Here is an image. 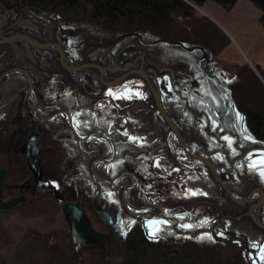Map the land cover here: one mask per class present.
<instances>
[{"label": "rangeland", "instance_id": "1", "mask_svg": "<svg viewBox=\"0 0 264 264\" xmlns=\"http://www.w3.org/2000/svg\"><path fill=\"white\" fill-rule=\"evenodd\" d=\"M194 8L197 14L211 19L229 38V42L217 55L204 56L207 61L205 70L199 69L193 50L185 51L180 45L147 37L128 36L115 40L117 36L112 35L107 38L104 31L94 25H73L61 22H55V25L44 22L45 19L43 18L47 15L40 19L27 18L23 14L19 16L17 5L14 4L0 6V21H2V26L8 25L7 20H12L8 16H11V13H16L18 21L11 23L9 20V25L12 24L9 26L10 29L24 31L36 37H48L50 31L57 29V25H59L64 34L62 44L68 52V57L73 61L85 58L84 62L96 60L99 61L98 63L105 64L106 62L113 66H121L127 62L125 58H134L137 54L143 55L144 65L164 72L160 79L161 83L164 84L160 87L165 91L163 98L166 99L165 105L169 114L177 119V123L185 133L187 140L191 142L190 145L193 148L200 147L203 153L215 161L222 180L227 184L229 183L230 190L239 197L242 196L243 189L245 191L243 184L245 181H251L254 187L260 185L264 189L263 185L255 181L257 178H253L260 174V170L254 171L249 167L252 161L258 162L264 157V148H260L262 149L260 150L259 148L244 149L241 147V140L244 139L245 133L241 129L242 127L240 128L241 123L236 120V117L230 121V125L226 123L227 112L225 108L229 102L224 98L225 91L223 89L224 82H228L238 72L246 68H249L264 84V28L259 22L260 11L249 0H236L232 8L228 10L211 0H207L200 6H194ZM5 44H11V42ZM18 44L20 45L18 56H20L21 64L35 66L36 69L39 67L48 69L58 67L54 59L41 58L42 51L38 48H35L36 52H39V58H36L33 49L25 42L19 41ZM186 49L190 50L187 47ZM34 60L36 61L35 64ZM137 62L133 67L137 66ZM49 63H52L51 66ZM109 73H111V79L106 80L111 81L121 72ZM167 73L172 75L174 83L175 81L178 84L182 81H190V87L184 88L182 92L186 93V98L189 96L190 100L196 97L195 107L197 109L193 112H190L192 110L190 107H183L175 99L174 91L172 90L171 93V85L168 88ZM84 74L91 77L97 75L96 72L90 70ZM131 75L133 74L127 75L116 84ZM132 80H134L133 85L125 82L127 83V85H123L126 87L125 91L118 93L120 95L126 94V98L115 97L114 101L118 104L111 105V109L117 110L111 116V125L123 128L125 133H130L127 135V144L129 143L133 156L136 158L132 160L130 176H125L122 179L138 193L137 196L134 194V204L144 206V204L158 205L164 202L169 207L171 203H167V201L170 200L169 202H171L172 197H174V199L184 202L187 205L186 210L195 213L196 219L200 217L195 223L198 229L200 222L203 221H207V223H201L202 228H210L212 224L218 222L219 216L225 214L220 212L219 215H216L214 212H210L214 202L221 211L223 209L232 211L233 209H230L232 206L226 208L228 205H222L220 200H224L226 194L223 190H219L213 179L214 182H212L202 166L194 164V168L179 169V173L175 174V171L170 170L174 165L169 160L161 163L152 161L151 156H148L147 160L137 158L140 157L138 152L143 143H146L147 150H151L153 156L160 158V155L164 153L166 157H169L167 149L163 150L165 146H160L164 140L163 135L166 138L168 133L158 120L156 113L148 109V93H146L142 82L137 79ZM75 87L73 83L68 82L66 84V91L63 92L68 95L67 105L75 104L78 101L74 93ZM96 87L98 88V86ZM188 89H195L197 95H193L192 92L189 94ZM97 90L98 93H101L103 89L98 88ZM128 96L134 98L128 99ZM104 101L106 100L104 99ZM104 104L107 105L108 103L104 102ZM128 118L131 120L123 122ZM125 125L129 129L124 128ZM141 127L146 128V130H141ZM206 132L210 134L206 135ZM131 134L136 135V139L134 137H132L134 139H129ZM140 135L144 136L142 142H140ZM167 139L169 145L171 144V151H173L175 145L173 137L168 136ZM212 139L216 142H213ZM214 146L216 147L214 148ZM235 153L239 154L235 157ZM238 156H242L246 162L241 161L242 158L240 159ZM192 164L190 162L189 165ZM54 167L60 170L59 167L55 165ZM57 169H54V172L59 174L60 171ZM165 170L170 171L169 175L164 174ZM186 184H188V188L185 187ZM168 185L178 189L175 194ZM254 195L257 197L256 193ZM210 200L214 202L212 203ZM53 201L55 207L51 214L24 216L25 211L21 208L18 210H0V264H109L107 258L101 257L97 252L88 250L76 254L71 247L70 237L62 244L63 237L66 238L65 233L68 234V228L59 207L61 204L59 205L54 197ZM218 209L215 211H219ZM175 210L180 211L181 208ZM245 211L235 214L240 215L239 220L242 222L241 230H243L244 239L262 240L264 243V230L258 227L255 229L245 219L248 217L244 214ZM212 213L216 215L217 221L212 220ZM204 215L206 220H204ZM226 215L229 214L226 213ZM225 220L228 221V218ZM61 232L64 234L62 235ZM241 237L234 236L231 238L228 236L226 239L223 238L225 240L215 235L210 239L204 235L191 237V241H185L181 247H174L177 254L173 251H169L168 254L164 253L165 247H160L158 244L146 248L138 245L134 249L135 243L132 245L127 243L123 260L118 264H134V262L135 264H256L251 259V254L241 247L243 239ZM234 238H238L241 243L236 242ZM261 256H264V253H261ZM261 260L264 264V259Z\"/></svg>", "mask_w": 264, "mask_h": 264}, {"label": "flooded vegetation", "instance_id": "2", "mask_svg": "<svg viewBox=\"0 0 264 264\" xmlns=\"http://www.w3.org/2000/svg\"><path fill=\"white\" fill-rule=\"evenodd\" d=\"M8 18L12 19H4L8 21V25L2 26V21H0V36L23 33L39 42H57L69 64L84 63V61L70 60L65 46L62 44V38L64 40L62 30L57 28L51 30L48 37H36L24 31L10 29L9 26L12 24L9 25V20L11 23L18 21L16 13H11ZM3 22L5 23V21ZM10 42L11 44L0 43V168L4 171L1 200L6 201L16 196H22L24 199L14 206L0 210H18L22 208L23 203H33L39 200L42 195L53 196L59 205L63 202L77 201L91 228L104 235L108 229L93 205V198L98 194L96 203L102 209L108 210L111 219L114 221L116 217L119 219L124 228L123 237L114 233L102 239L99 245L86 247L81 251L97 252L101 257L107 258L109 264H118L123 260L125 245L127 243L136 244V236L141 238L145 248L158 244L160 247H165L163 250L167 254L169 251L177 254L174 247H181L185 241H191V237L195 236L204 235L209 239L213 235L219 236L220 239H226L228 236L231 238L234 236L243 237L240 215L224 214L219 216L218 222L212 224L210 228H202L200 225L202 222H200L198 229L195 223L200 217L196 219L195 213L186 210L187 205L174 199V197H172L171 202H169L170 200L167 201V203H171L169 207L164 202L158 205L136 206L133 197L134 194L138 193L122 179L125 176H130L132 160L136 158L133 156L129 143L127 144V135L130 133L125 134L126 131L123 128L111 125V116L117 111L111 109V105L118 104L114 101L115 97L126 98V94H118L123 93L126 87L117 88L115 87L116 84H104L99 80L98 72L96 76L91 77L84 74L86 71L82 72L81 69L69 74L62 67L66 73L58 67L55 69L53 67L36 69L35 66H25L19 61V41ZM29 47L33 49L36 58H39V52H36L35 47ZM38 50L42 51L41 58L54 59L56 64L60 66L55 50L51 48H38ZM144 60L143 57V65ZM49 64L51 66L52 63ZM67 75L70 76L72 82L76 83V89L78 85L82 89V93L75 89L74 93L78 101L75 104L70 103V105H67V93L63 92L66 91V84L71 82L67 80ZM166 77L172 87L171 81L174 78L170 73H167ZM103 79H111V75L105 72ZM100 84L103 86V90L98 93L97 89L100 88ZM100 97L102 100L99 99ZM127 98L130 99L129 96ZM104 102L108 104L105 105ZM123 116L125 117V115ZM129 120L131 119H125L123 122ZM126 126L124 128L129 129ZM143 129L146 130V128L141 127V130ZM181 131L179 130L180 133ZM208 134L210 133L206 132V135ZM142 135H140V142L144 139ZM29 136L34 137L39 171L46 179L56 181L55 189L47 185L39 192L32 191L34 176L25 158L26 142ZM168 136L170 135H167V138ZM130 137L136 139V135L131 134ZM185 141L190 152L208 158L204 153L197 152L200 147L193 148L189 140L185 139ZM170 145L168 139L161 143L160 146L163 147V150H166L167 147V152L171 156L166 157L162 153L159 158L153 156L151 150H147L146 143H143L138 152L140 157L137 158L147 160L151 156L152 161L161 163L169 160L174 165L170 170L175 171V174L179 173V169L194 168L193 160L178 157L184 156V154L180 148H177V141L173 151H171ZM190 162L193 164L189 165ZM54 169L60 173L54 172ZM169 173L170 171H164L166 175ZM218 175L221 178L220 174ZM185 187L188 188V184ZM170 188L173 189L174 194L178 190L174 186H170ZM256 198L252 197L251 201L246 202L247 204L237 205L246 204L248 207ZM160 205L162 206L160 207ZM230 206L226 208H230ZM177 208H181V210L176 211ZM225 218H228V221ZM153 220L162 223L159 225L160 231L157 236L149 238L150 229L147 225ZM204 220H206L205 215ZM183 225H190V227L185 228ZM244 240L243 237L241 243L238 238L235 239L236 242L241 243V247ZM245 241L254 240L247 238ZM257 241L259 240L255 242ZM71 247L73 248L72 243Z\"/></svg>", "mask_w": 264, "mask_h": 264}, {"label": "trees", "instance_id": "3", "mask_svg": "<svg viewBox=\"0 0 264 264\" xmlns=\"http://www.w3.org/2000/svg\"><path fill=\"white\" fill-rule=\"evenodd\" d=\"M206 1L207 0H0V6H5V4L17 5L19 14L26 15L25 17L27 18L33 17L36 19H40L41 17L47 15L49 17L46 16L45 18H43L45 19L44 22L46 21L55 25V22H61L64 24L70 23L73 25H94L104 31L107 38H110L112 35L118 36L121 34H126V37H147L156 39L161 42L180 45V47L183 48L185 51L193 50L192 52L195 55L199 69L205 70L207 66V61L204 56L208 55L212 57L217 55L222 50V48L225 47V45L229 42L228 36L213 21H211V19H209L207 16L199 15L196 13L194 6H200ZM211 1L217 3L219 6L227 10L232 8V6L236 2V0ZM249 1L259 9V22L264 28V0ZM57 26V28L60 29L59 25ZM186 47L190 50H187ZM125 59L126 61H128L132 60L133 58L127 57ZM85 60V58L78 59L77 62H82ZM93 62L98 63L99 61L93 60ZM98 64L113 66L111 65V63L106 62L105 64ZM144 66L148 65L145 64ZM58 68L64 73H66L61 68V66L58 65ZM88 70L97 73V70L92 68L81 69L82 72ZM156 72L157 74H161L163 77L164 72H159V70H156ZM107 74L111 75V73L109 72H107ZM130 78L137 79L142 82L146 93H148L147 107L148 109L156 113V108L154 106L151 94L148 91L144 81L140 77L134 75L128 76L124 81L120 82L119 84H116L115 87L118 88L120 86H123L124 84L127 85V83L125 82H128V84L133 85L134 80ZM160 79H158L159 87L164 84L161 83L162 81H160ZM67 80L71 81L70 83L76 85V83L72 82L69 75H67ZM176 83V81L174 83V81L172 80L171 93L173 90V95L175 99H177L178 103H180L183 107H190L192 109L190 110V112H193V110L197 109L195 107L196 97L195 99L190 100V97L188 96V98H186V93L182 92L184 88L190 86V81H187L186 83L185 81L179 82V84ZM99 86L100 89L103 88L101 84ZM169 87L170 82L168 81V88ZM76 90L82 93V89L79 85L77 86ZM188 90L189 94L190 92H192L193 95H197L195 89ZM223 91H225L224 98H226V100H228L229 102L228 106L225 108L227 112L226 123L230 125V121L234 120L237 113H239L242 117V119L240 120V128L242 127L241 129H243L244 132H247L245 133V137H248L247 139L244 137V139L241 140L242 147L244 146V149L264 148L263 82L249 68H246L245 70L238 72L228 82H224ZM164 93L165 91L161 89V99L163 107L166 113L175 122V124L181 131V127L177 123V119L173 118L166 109V99L163 98ZM133 98L134 97L130 96V99ZM99 99L102 100V98ZM158 120L161 122L163 128L166 130L168 135L173 137L174 143H176V139L170 133L166 123L160 117H158ZM163 132L165 133L164 130ZM181 133L183 137L187 139L185 133L183 131H181ZM163 139L164 143L165 139H167V136L165 138L163 135ZM212 141L214 142L215 140L212 139ZM255 142L257 143L255 144ZM216 146H214V148ZM165 149H167V147ZM197 152L203 154V152L199 148ZM169 155L171 156V154ZM234 156H237V154H235ZM207 157L216 165L215 161H213L210 156L207 155ZM241 161L246 162L245 159ZM194 164L202 166L206 170V173L209 178L212 180L206 166L195 161ZM254 179L256 182L264 186V178H262L260 174L255 175ZM212 182L214 181L212 180ZM243 184L245 185V191L243 189L241 195H245L251 188L254 187L251 181H245ZM216 186L219 188V190H221V188L217 184ZM220 201L222 202L223 206H226L227 203L231 205V209L233 210L229 211L227 209H223V211H221L220 209H218L219 206L216 205L214 201H212V203L214 202V204L211 205L210 212H214L216 215H219L220 212L225 214L227 213L229 215H235L237 213H240L241 211H245L247 207V203L244 205H236L235 203L231 202L226 195L224 200ZM52 203H55L53 201V196L42 195L39 197V200H36L33 203H23L21 209H24V211L26 212H24V216L25 214L26 216H37L48 213L51 214L55 207ZM37 205L39 206L37 207ZM29 206L31 207V209ZM28 208L30 209V212ZM43 209L44 211H42ZM215 209H218L219 211H215ZM214 213L211 214L212 220L217 221V217L216 215H214ZM263 214L264 206L260 208L258 212L259 219L264 223ZM245 219L248 220L255 229H257L248 217ZM61 233L64 234L63 232ZM65 235H67V239L68 234L65 233ZM66 239L64 238L63 241H66ZM135 241L136 245L133 246L134 249L138 245L144 246V243L142 242L140 237L136 236Z\"/></svg>", "mask_w": 264, "mask_h": 264}, {"label": "water", "instance_id": "4", "mask_svg": "<svg viewBox=\"0 0 264 264\" xmlns=\"http://www.w3.org/2000/svg\"><path fill=\"white\" fill-rule=\"evenodd\" d=\"M123 37H126V34L118 35L115 38V40H118ZM13 40L25 42L29 46L35 48H40V49L51 48L55 50L58 54V61L60 66L69 74L75 73L83 68H93L97 70L99 80L104 84H116L122 78L130 74L140 77L144 81L148 91L152 96L153 103L156 108V116L160 117L166 123L170 133L177 140V148H180L184 154V156H178V157H180L181 159H190L206 166L210 173L211 178L221 187V189L225 192L229 200H231L235 204H240L246 202L247 200H251L252 197H254V194L256 193L257 198L255 199L254 202L250 203L244 214L248 216V218L256 227L264 230V223L259 219L258 216V212H259L258 210L260 206L264 204L263 189L261 190L260 185H258V187L256 186L253 187L245 196L243 197L236 196L220 179L217 172L218 167L211 160H209L208 158H206L201 154H194L189 151V149L187 148L186 141L179 132L177 125L165 112V109L163 107L162 99H161V89L158 85V79L162 78V75L157 74V72L150 66L144 67L143 56L141 54H137L131 61L124 62L121 66L115 65L109 67L106 65H99L93 62H84L74 65V64H69L67 62L65 54L63 53L61 46L57 42H52V41L39 42L23 33H13L8 36H0V43H7ZM136 61H138L137 66L133 67L136 64ZM107 71L108 72L120 71L121 73L111 81H105L103 80V76H105V72ZM22 72L25 73L24 71ZM25 158L27 161V165L29 169L32 171L34 176V185L32 191L39 192L47 185L55 189L56 181L51 179H46L39 171L38 162H37L38 154H37V149L34 145V137L29 136V138L27 139ZM240 158L243 159L242 156H240ZM3 172H4L3 169L0 168V209H7L21 202L24 199V197L16 196V197H11L6 201L1 200V185H2ZM97 197L98 194L95 195L93 198V205L97 210L101 220L108 229V232L105 233L104 235L98 233L97 231L91 228L87 217L83 213L82 208L80 207L77 201L63 202L60 205L62 217L64 222L67 224L70 241L72 243L73 250L76 254L86 247H94L99 245L102 239L109 237L114 233L119 234L120 237H123L124 228L121 225L119 219L117 217L115 221L111 219V215L109 214L108 210L102 209V207L96 203ZM242 247L251 254V259L254 260L256 264H263V261L261 260V253H262L261 248L264 247V243L262 240L257 242L246 241L242 245Z\"/></svg>", "mask_w": 264, "mask_h": 264}, {"label": "snow or ice", "instance_id": "5", "mask_svg": "<svg viewBox=\"0 0 264 264\" xmlns=\"http://www.w3.org/2000/svg\"><path fill=\"white\" fill-rule=\"evenodd\" d=\"M137 95H139V93H137ZM241 119H242V117L240 116L239 113H237L236 114V120L240 121ZM125 134H127V133H125ZM245 138L247 139L248 137H245ZM130 139H134V138L130 137ZM225 139H227V137H225ZM229 143H231V142L229 141ZM249 167L252 168L254 171L259 169L261 177L264 178V157H262L258 162L252 161L249 164ZM109 195H111V194H109ZM181 219H182V217H181ZM161 223L162 222L158 221V220H153V221H150L148 223L147 227L150 229L149 238H155L157 236V233L160 231L159 225ZM202 223H207V221H203ZM183 227L187 228V227H190V225H183ZM261 252L264 253V248H261ZM261 259H264V256H261Z\"/></svg>", "mask_w": 264, "mask_h": 264}, {"label": "bare ground", "instance_id": "6", "mask_svg": "<svg viewBox=\"0 0 264 264\" xmlns=\"http://www.w3.org/2000/svg\"><path fill=\"white\" fill-rule=\"evenodd\" d=\"M33 8V7H32ZM36 9V8H35ZM160 43V42H159ZM201 51V50H200ZM201 68V67H200ZM255 71V70H254ZM206 72V71H205ZM204 73V72H203ZM207 73V72H206ZM208 76V75H207ZM210 76V75H209ZM188 81V80H187ZM172 82V81H171ZM186 83V82H185ZM184 83V84H185ZM173 84V83H172ZM190 84V83H189ZM182 86V85H181ZM184 86V85H183ZM190 87V86H189ZM187 107V106H186ZM219 109H220V107H219ZM245 126V125H244ZM246 127V126H245ZM238 133V132H237ZM244 133H247V132H244ZM243 133V134H244ZM241 134V133H240ZM239 136V135H238ZM258 142V141H257ZM257 142H255V144L257 143ZM253 146V145H252ZM258 146V145H257ZM242 147V146H241ZM244 147V146H243ZM247 147V146H246ZM249 148V147H248ZM231 150V149H230ZM260 150H262V149H260ZM234 151V150H233ZM256 152V151H255ZM258 152H260V151H258ZM264 152V151H263ZM250 153V152H249ZM251 153H254V152H252L251 151ZM236 154V153H235ZM238 155V154H237ZM241 155V154H240ZM236 157V156H235ZM239 157V156H238ZM254 178V177H253ZM221 179V178H220ZM222 180V179H221ZM223 181V180H222ZM224 182V181H223ZM224 184L230 189V185H229V183L227 184V183H225L224 182ZM229 185V186H228ZM213 186V185H212ZM225 193V192H224ZM252 200V199H251ZM251 200H247L246 202H248V201H251ZM246 202H243V203H246ZM49 203V202H48ZM53 204V203H52ZM240 204H242V203H240ZM39 205H37V207H38ZM53 206H54V204H53ZM53 206H51V207H53ZM264 206V204L262 205V206H260V208H262ZM30 207V206H29ZM36 207V208H37ZM50 207V208H51ZM40 208H41V206H40ZM260 208H259V210H260ZM30 209H31V207H30ZM30 209L28 208V210H29V212H30ZM58 209V208H57ZM26 210V209H25ZM37 210V209H36ZM258 210V211H259ZM23 211H24V209H23ZM42 211H44V209L42 210ZM46 211V210H45ZM48 211H49V209H48ZM4 212V211H3ZM32 212V211H31ZM37 212V211H36ZM49 214V213H48ZM54 215V214H53ZM25 216H26V214H25ZM64 233V232H63ZM62 234V233H61ZM63 235V234H62ZM67 236V235H66ZM69 236V235H68ZM63 238H65V237H63ZM66 239V238H65ZM60 240V239H59ZM61 240H62V238H61ZM58 241V240H57ZM70 241V240H69ZM64 242V241H63ZM66 242V241H65ZM56 243V242H55ZM63 244V243H62ZM68 245V244H67ZM222 246V245H221ZM63 248H66V247H64L63 246ZM135 255V254H134ZM137 255V254H136ZM139 255V254H138ZM212 255V254H211ZM135 258H137V257H135ZM132 260V259H131ZM131 263V262H130ZM134 264H135V262H134Z\"/></svg>", "mask_w": 264, "mask_h": 264}]
</instances>
